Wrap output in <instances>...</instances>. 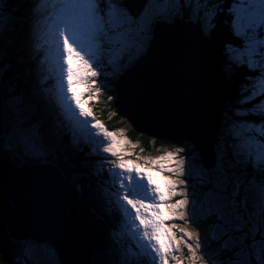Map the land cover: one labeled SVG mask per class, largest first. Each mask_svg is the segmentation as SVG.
Segmentation results:
<instances>
[{
  "label": "snow or ice",
  "instance_id": "6c2138e0",
  "mask_svg": "<svg viewBox=\"0 0 264 264\" xmlns=\"http://www.w3.org/2000/svg\"><path fill=\"white\" fill-rule=\"evenodd\" d=\"M29 2L24 14L17 6L0 12V53L14 45L26 20L32 31L35 4ZM218 19L239 41L225 45L226 75L239 73L242 83L236 107L227 105L219 123L203 85L187 101L196 124L215 125L214 160L198 165V192L191 183V148L181 144L143 163L141 156L131 159L136 145L107 130L90 105L102 91L101 78L112 83L108 99H115V82L154 49L161 107L175 103L168 93L175 81L171 53L183 47L190 29L210 38ZM53 31L66 95L63 88L55 100L46 93L38 66L28 71L33 83L27 91L0 79V110L8 114L7 121L0 119V155L46 166L65 139L82 154L78 132L85 128L103 139L104 155L97 159L110 165L126 226L143 254L124 250L109 236L94 248L92 264H264V0H61ZM58 107L71 127L60 122ZM5 230L0 219V234ZM0 264H19V258L0 252Z\"/></svg>",
  "mask_w": 264,
  "mask_h": 264
},
{
  "label": "water",
  "instance_id": "95a60500",
  "mask_svg": "<svg viewBox=\"0 0 264 264\" xmlns=\"http://www.w3.org/2000/svg\"><path fill=\"white\" fill-rule=\"evenodd\" d=\"M158 55L154 49L115 82L116 115L145 137L187 143L200 163L211 165L215 125L196 124L187 101L203 85L212 93L214 121L220 122L230 100L220 54L198 30H188L183 47L171 53L175 81L170 82L168 93L175 103L163 108L152 77ZM5 117L6 110H0V119ZM0 217L11 241L47 245L58 264H88L79 210L69 195L66 177L51 164H18L0 155Z\"/></svg>",
  "mask_w": 264,
  "mask_h": 264
},
{
  "label": "trees",
  "instance_id": "16d2710c",
  "mask_svg": "<svg viewBox=\"0 0 264 264\" xmlns=\"http://www.w3.org/2000/svg\"><path fill=\"white\" fill-rule=\"evenodd\" d=\"M28 0H5L3 4L4 11L6 12L8 8L12 6H17L20 9L21 14L26 13L28 9ZM30 3V2H29ZM25 24V23H24ZM23 24V25H24ZM22 25V26H23ZM17 29V35L15 43L17 44V38L20 36L19 30ZM212 46L219 52L220 58L224 70L227 72V52L225 50V45L228 42H232L234 46L238 45L239 41L235 40L230 34L229 28L222 22L221 19L217 20V27L209 38ZM14 43V44H15ZM6 49L5 54L0 53V73L5 85H15L17 91L23 89L27 91L33 81L31 76H29V66L24 61L21 54H16L12 58V46ZM4 59H3V58ZM4 73V75H3ZM4 77V78H3ZM105 81L109 90L104 95H101L100 102L92 103L90 107L93 110L95 117L100 118L101 122L106 125L109 131L121 130L128 123L116 115L114 109V99L110 101L108 99L110 94H113V86L110 81H106L101 78V81ZM45 85H41L46 93L51 91L53 88L52 83L46 80ZM228 88L230 90V100L227 105H232L236 107V100L238 98L239 86L242 83V79L239 73L233 75L231 78L228 77ZM55 93L53 95V100L56 99ZM226 105V106H227ZM6 109V108H5ZM60 107L57 108V114ZM8 120V114L6 121ZM68 118L60 117V122L66 126ZM126 135L134 143H136L137 150L143 155L150 154L153 151H158L161 149L173 151L175 148L181 144H186L179 140H157L145 137L136 133L131 127L128 128ZM80 139V147L84 149L83 153L74 151L73 145L65 139L64 147L59 151V156L57 159L51 160L56 167L61 171V173L66 177L68 182V192L69 195L79 210L83 227L86 233L88 252H87V262L92 264V257L94 248L103 243L109 236L112 237L118 246L122 247L124 250L133 251V254L140 253V251L132 245L128 244L129 240L124 238V233H122L125 228L124 214L120 210L119 205L116 200L113 199L112 193L115 190L112 185L111 177L108 175V169L101 166V163L97 159V156H102L103 153L98 151H90L93 147L84 141L83 138ZM90 149V150H89ZM193 162L200 163L199 158L195 156V151L192 150ZM13 162L17 163L13 160ZM81 172V173H80ZM79 178V179H78ZM114 211V212H113ZM197 216V215H196ZM197 220L198 216L196 217ZM1 219V217H0ZM120 232L123 238L120 239L117 235ZM23 242H14L7 237L6 230L3 234H0V252L8 256L10 259L19 258V264H34L24 253L23 248H25ZM44 258L57 263L56 253L47 245H44ZM142 255V253H140ZM184 255L185 252H184Z\"/></svg>",
  "mask_w": 264,
  "mask_h": 264
},
{
  "label": "rangeland",
  "instance_id": "374dc122",
  "mask_svg": "<svg viewBox=\"0 0 264 264\" xmlns=\"http://www.w3.org/2000/svg\"><path fill=\"white\" fill-rule=\"evenodd\" d=\"M4 1L5 0H0V12H5V11H3ZM51 1H52V3H51ZM34 2H37V5H35V7H37L38 9H40V10H42L44 12V15H42V20L46 21L47 19H49V23L47 24L48 27H46L50 31L49 34L47 35L46 28H44V27H42V28L44 30L43 32H44L45 38L48 41V43L50 44V46H51V54L53 55V58L54 59L55 58L58 59V49H57V43H56V40H55V34H54V31H53V28H54V24H55V21H56V18H57V14L59 12V4H60L61 0H34ZM50 5H51V8H50ZM45 8H47V9L44 10ZM35 11H37V9H35ZM39 16H40V14L38 15V18H39ZM35 17H36V15L34 16V18ZM40 22L41 21H39V22L37 21V24H39ZM36 25H34V26L36 27ZM27 32H28V27L25 30V34L23 35V38H24V40H26L25 43L28 45L30 52L33 53L35 49L32 50L31 47L29 46V44H32V42L30 41V39L33 40V38L30 37V36H28V33ZM0 58H1V55H0ZM58 60L60 61V63H58V64H62V62H61L62 60H60V59H58ZM62 66H63V64H62ZM106 81H108V80H106ZM63 85L66 86L65 83L61 84V86H63ZM100 86L102 88V91H101L100 95L96 98V100L94 101V103H96V102L99 103L100 100H102L101 99V95L102 94L104 95V93H107L108 90H109L108 88H106L107 87V84H105V81H103V80L100 82ZM96 119L101 122L100 118L96 117ZM104 126L106 127V125H104ZM128 128H130L129 124H127L126 126H124L123 128H121V130H118L116 132L123 133V136L126 139H128L131 144H133V142L126 135V132H127ZM106 129H107V127H106ZM79 133L82 136H86L87 139L90 141V143L93 145V147H91L92 148L91 151L95 150V151L100 152L99 151V148L105 142L103 141V139L101 137H98V136L95 135V130H92L91 128H85V129H83L82 132H79ZM84 140H86V139H84ZM134 145H137V144L134 143ZM131 150L134 151V153H135V155L133 157H131V159H135L136 156H141L142 157V160L140 161L141 163H143V160L144 159H154V158H156V157H158L160 155H163V154H165V153H167V152L170 151V150L168 151V150H165V149H161V150H158V151H153L150 154L143 155L140 151L137 150V147H135L134 149H131ZM100 153H102V152H100ZM195 156L197 157V155H195ZM98 163L100 164L101 162H98ZM199 164L200 163H196L195 164L193 162L192 179H191V183L194 186L197 187V191L198 192H199V184H198L197 176L199 175V168H198V165ZM104 167H106L109 170L110 165L104 164ZM111 181H112V185L114 186V189H115L114 190L113 199L116 200L117 204L120 207V210L122 211V209L124 207H126V206H124L122 204V202H120V201L117 200L116 193L119 191V188L115 184V182L112 179V177H111ZM141 195H146V193H141ZM123 214H124V212H123ZM196 215L198 216V218H200L199 205L198 204H197ZM124 223H125V225L128 224V220L125 217V215H124ZM126 232L130 233V231L127 228V226H126ZM131 239L132 240H130V242H133V244H137L138 243L137 238H131ZM25 242L28 243V244H25V246H24L25 248H23V251H24L25 255L31 261L34 262V264H55V262L53 263L52 261L48 260L47 258H44V252H43L44 251V245L35 244L33 242H30V241H25ZM25 242H23V243H25ZM128 244H130V243H128ZM135 248H137L140 251V253H142V250L139 249L137 247V245L135 246ZM184 252H185L186 255H184ZM182 255L187 256L186 249H184L182 251ZM57 263H58V260H57ZM185 264H187V261L185 262Z\"/></svg>",
  "mask_w": 264,
  "mask_h": 264
},
{
  "label": "bare ground",
  "instance_id": "6f19581e",
  "mask_svg": "<svg viewBox=\"0 0 264 264\" xmlns=\"http://www.w3.org/2000/svg\"><path fill=\"white\" fill-rule=\"evenodd\" d=\"M52 3V2H51ZM51 6V5H50ZM49 20V19H47ZM44 22V20H41V22L39 24L36 25V27H39L42 23ZM112 101V100H111ZM114 212V211H113Z\"/></svg>",
  "mask_w": 264,
  "mask_h": 264
}]
</instances>
